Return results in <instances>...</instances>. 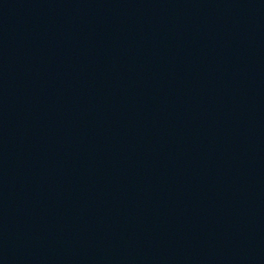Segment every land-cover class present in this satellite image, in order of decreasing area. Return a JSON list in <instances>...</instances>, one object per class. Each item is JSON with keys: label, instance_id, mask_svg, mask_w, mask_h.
Masks as SVG:
<instances>
[{"label": "water", "instance_id": "1", "mask_svg": "<svg viewBox=\"0 0 264 264\" xmlns=\"http://www.w3.org/2000/svg\"><path fill=\"white\" fill-rule=\"evenodd\" d=\"M0 264H264V0H0Z\"/></svg>", "mask_w": 264, "mask_h": 264}]
</instances>
